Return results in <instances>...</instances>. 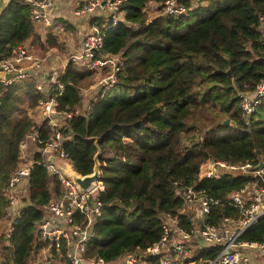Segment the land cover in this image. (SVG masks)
Segmentation results:
<instances>
[{
  "label": "trees",
  "instance_id": "16d2710c",
  "mask_svg": "<svg viewBox=\"0 0 264 264\" xmlns=\"http://www.w3.org/2000/svg\"><path fill=\"white\" fill-rule=\"evenodd\" d=\"M164 1L125 0L122 19H97L104 37L96 57L119 55L121 62L108 90L100 88L84 102L82 89L94 82L96 72L72 61L57 78L63 86L58 107L73 112L63 128L68 137L62 149L81 176L93 172L97 156L104 186L97 196L102 213L95 217L86 242L87 257L118 263L121 255L131 252L137 257L135 264H159L158 255L143 252L161 238L163 216L180 208L178 190L191 186L218 199L205 216L217 222L225 216L239 218L228 195L255 182L248 174L200 177L201 166L210 159L235 164L264 158V96L246 115L239 95L252 93L264 79V39L259 30L264 0H182L188 11L181 16L160 15ZM62 22L72 29L68 21ZM52 27L41 40L29 6L11 1L0 17V60L28 40L58 45ZM56 87L52 84L50 94ZM46 96L31 79L0 81L3 264H29L47 246L39 240L36 223L49 201L63 195L43 155L34 152L36 164L7 238L6 191L18 144L33 130L42 140L51 135L47 121L36 122L27 113ZM178 217L186 231L203 227L204 222L190 214ZM240 240L264 241V215L242 232ZM204 245L190 238L186 249L194 253L192 260L208 264L220 247Z\"/></svg>",
  "mask_w": 264,
  "mask_h": 264
},
{
  "label": "built area",
  "instance_id": "2783aa9c",
  "mask_svg": "<svg viewBox=\"0 0 264 264\" xmlns=\"http://www.w3.org/2000/svg\"><path fill=\"white\" fill-rule=\"evenodd\" d=\"M23 2L29 6L30 18L33 22L45 27L53 25L54 21L49 15L52 0H23ZM124 2L125 0H87L74 8L73 14L86 19L89 25L81 39L79 51L72 53L61 68H64L69 61L74 63L86 61V67L90 70L109 66L112 70L99 82V89L108 90L116 82L115 71L121 65L119 55L102 54L96 57V53L102 47L104 37L97 19L106 17L103 18L106 20L110 17L113 22L122 19L121 6ZM187 11L188 8L182 0H165L159 13L164 16H181ZM259 30L264 39L262 17L259 18ZM35 51V45L24 42L15 45L10 55L0 60V71L11 74L9 79L0 80L4 84L21 79H31L35 81L37 90L47 94L45 98L38 100L33 115H35L36 122L47 121L51 130V135L46 140H42L38 132L33 130L27 133L18 144L19 155L7 183L6 236L7 238L10 236L17 222L23 203L25 183L36 164L33 160V153L39 151L44 157L43 164L47 171L57 176L61 183L63 195L49 201L45 206L43 217L36 223L39 240L47 243L46 250L49 253L35 264H55L50 248L64 249V264H135L137 257L131 252L121 255L117 260L118 263L106 261L101 257L85 256L86 242L91 236L94 219L102 213V203L97 196L104 190V186L99 180L94 182L90 188L80 190L72 177L66 174L65 166H69L73 171L74 169L62 149V143L68 137L63 133V128L73 112L59 109L57 96L63 88L62 83L57 79L59 74L53 73L49 76L43 69V59ZM52 84L57 87L50 94ZM239 95L242 111L246 115L250 114L264 96V79L256 85L252 93ZM29 114L32 113L29 111ZM39 144L42 146L40 147ZM51 155L53 156L52 161L49 160ZM260 162L263 166L257 168ZM223 172L231 175L248 174L255 181L252 185L228 195L229 202L239 209V218L225 216L217 222L211 219L205 220V216L212 207L219 203V200L202 190L191 186L185 187L177 192L182 199L177 213L163 216L161 238L148 246L143 252L144 255H158L159 264H181L182 258L188 256L186 242L194 236H199L208 245L213 244L220 247L216 257L209 260L208 264H252L251 255H248L245 250L258 251L264 255V241L240 240L242 232L264 215V158L259 157L255 163L244 160L235 164L210 159L201 166L200 177L218 179ZM188 214L194 219L202 220L203 227L184 230L179 225L178 216Z\"/></svg>",
  "mask_w": 264,
  "mask_h": 264
},
{
  "label": "crops",
  "instance_id": "0c3cea01",
  "mask_svg": "<svg viewBox=\"0 0 264 264\" xmlns=\"http://www.w3.org/2000/svg\"><path fill=\"white\" fill-rule=\"evenodd\" d=\"M85 1L87 0H52V6L49 9V15L54 21V23L52 25L53 27L52 26L49 27H52L53 31L56 32L58 37V41H57L58 45H51L47 47L46 45H38L36 42H32L31 40L26 41V42H30L32 45H35L36 52L43 59V61L45 60L46 63L45 64L43 63L44 70L47 69L46 64L47 65L54 64V67L50 68V70H53V73H56L55 69H57L59 66H63L68 60L67 57H70L69 55L79 51L81 39L88 28L89 22L82 17L75 16L73 14V10L78 4ZM64 20L68 21V23L72 26V29L71 28L67 29L63 26L62 21ZM34 25H35V32L40 35L42 40L44 34L46 33V29L48 27H45L41 24H36L35 22ZM51 59H53L54 63H49ZM34 110L32 111L28 110V114L30 111L32 114L29 115L33 117L35 121V115H33ZM72 172L74 171L72 170ZM192 238L198 244L199 247L206 246L204 245L203 240L199 236H194ZM47 246L45 245V247L41 250V252L36 256V258L32 260L29 264H35L39 262L45 254L49 253L46 250ZM49 250L51 251V255L55 261V264L65 263V257L62 249L56 250L54 248H50ZM194 250H196V248H194ZM245 251L248 255H251L252 264H264V255H261L258 251H251V250H245ZM186 252L188 254L191 253V251L188 250ZM185 259L186 258H182L183 261L181 264L184 263ZM2 263H3V259L1 258L0 264ZM184 264H201V261L191 260Z\"/></svg>",
  "mask_w": 264,
  "mask_h": 264
},
{
  "label": "water",
  "instance_id": "95a60500",
  "mask_svg": "<svg viewBox=\"0 0 264 264\" xmlns=\"http://www.w3.org/2000/svg\"><path fill=\"white\" fill-rule=\"evenodd\" d=\"M13 0H0V17L3 13V11L8 7V5L10 4V2ZM19 1L23 4H25L23 2V0H16ZM11 77L10 73H3L2 71H0V80L1 79H9ZM228 120H224L223 124H227ZM49 160L52 161L53 160V156H49ZM263 166V163L260 162L257 165V168H261ZM65 172L67 175L71 176L73 181L77 184V186L79 187L80 190H86L88 188H90L94 182L99 181V174H100V164L97 160V156L94 157V167H93V172L91 174L88 175H84L81 176L75 172H72L71 168L69 166H65Z\"/></svg>",
  "mask_w": 264,
  "mask_h": 264
},
{
  "label": "rangeland",
  "instance_id": "374dc122",
  "mask_svg": "<svg viewBox=\"0 0 264 264\" xmlns=\"http://www.w3.org/2000/svg\"><path fill=\"white\" fill-rule=\"evenodd\" d=\"M155 10V7L154 8H150V11H154ZM36 52V51H35ZM37 53V52H36ZM38 54V53H37ZM70 56V55H69ZM67 57V56H66ZM65 57V58H66ZM67 58H69V57H67ZM49 61V60H48ZM45 64L46 62H45V60L44 61H42V64ZM49 63H54L53 62V59H51L50 61H49ZM77 64H79V66H81V67H83V68H86L87 69V62L86 61H82L81 63L80 62H78ZM46 67H47V69H45L44 71L45 72H47L48 73V75L49 76H51L52 75V73H53V70H50V68H52V67H54V64H49V65H47L46 64ZM62 66H59L57 69H55V71H56V74L58 75V74H60V72H63V70H64V68H61ZM107 68H105V67H103V68H100V69H95V70H93V71H95L96 73H95V79H94V82L92 83V84H90L89 85V87L88 88H83L82 89V92H83V95H84V102H87L88 100H89V98L91 97V96H93L95 93H96V91L99 89V87H100V81L112 70V68L111 67H109V66H106ZM32 149H33V147H32ZM5 244V243H4ZM192 254H194V253H189L188 254V256L189 257H187L185 260H188V261H191L192 259ZM2 258V256H1V254H0V259ZM188 261H185V262H188ZM201 264H203V262H201Z\"/></svg>",
  "mask_w": 264,
  "mask_h": 264
}]
</instances>
